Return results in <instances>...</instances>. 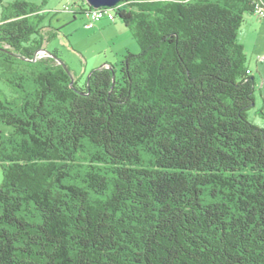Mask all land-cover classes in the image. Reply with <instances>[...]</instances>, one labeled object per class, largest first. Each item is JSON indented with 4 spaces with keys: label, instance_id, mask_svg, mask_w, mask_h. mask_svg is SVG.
Masks as SVG:
<instances>
[{
    "label": "trees",
    "instance_id": "1",
    "mask_svg": "<svg viewBox=\"0 0 264 264\" xmlns=\"http://www.w3.org/2000/svg\"><path fill=\"white\" fill-rule=\"evenodd\" d=\"M255 1L119 2L139 52L71 83L32 62L59 32L39 5L0 0V264H264V126L236 40Z\"/></svg>",
    "mask_w": 264,
    "mask_h": 264
},
{
    "label": "rangeland",
    "instance_id": "2",
    "mask_svg": "<svg viewBox=\"0 0 264 264\" xmlns=\"http://www.w3.org/2000/svg\"><path fill=\"white\" fill-rule=\"evenodd\" d=\"M11 1L13 0H3L2 3L5 5ZM28 1L39 5L41 11L45 13L42 25H46L47 31L55 29L59 31L54 38L45 43L44 48L49 52L55 50L58 63L66 66L72 75L80 77L79 83H83L93 69L100 68V65L109 58L112 60L111 65L116 68V74H119V64L125 52L130 51L136 54L140 50L128 28L117 37H114L115 31L97 34V31L86 26L88 19L86 14L78 13L74 17V11H77L78 7L83 4V0ZM260 21L261 18L256 15L246 13L236 38L244 47L247 68L255 80L254 104L246 113L248 120L257 127L264 126L263 117L260 115L261 111L264 112V60L260 59L264 56V27L260 28ZM114 23H120V19L116 18ZM130 43L134 45L135 50H126ZM118 49H122V54H115ZM37 55V59L47 57L46 52ZM0 89L1 96L15 95L14 88L1 79ZM11 130L10 126L0 123V135L3 136ZM2 177L3 173L0 168V182Z\"/></svg>",
    "mask_w": 264,
    "mask_h": 264
},
{
    "label": "crops",
    "instance_id": "3",
    "mask_svg": "<svg viewBox=\"0 0 264 264\" xmlns=\"http://www.w3.org/2000/svg\"><path fill=\"white\" fill-rule=\"evenodd\" d=\"M261 18V21H260V28L264 27V16L263 17H259ZM122 24L120 23H114V20L111 21L109 20L108 18H102L101 20H98L97 22H95L94 26L90 29H94L95 31H97V34H101L103 32H105L107 34V32H114L115 31V36L114 37H117L118 35H120V33H123L124 30H126V27L123 25L121 26ZM99 31V32H98ZM96 34V35H97ZM112 39V38H111ZM127 49L126 50H135V47L134 45L130 43V45L128 44V47H126ZM122 49H118L117 52H115V54H122ZM111 63H112V60L111 58H109L108 60H106L105 63H102V65H100V67H103L106 68V67H110L111 66ZM74 78H77V79H80V77L78 76H75L73 75Z\"/></svg>",
    "mask_w": 264,
    "mask_h": 264
},
{
    "label": "built area",
    "instance_id": "4",
    "mask_svg": "<svg viewBox=\"0 0 264 264\" xmlns=\"http://www.w3.org/2000/svg\"><path fill=\"white\" fill-rule=\"evenodd\" d=\"M256 2H264V0H256L254 2V9H253V14L256 15L257 17H263L264 13H262L260 10H256ZM88 14V19L86 22V26L92 28L98 20H101L102 18H108L109 20H114L115 14L114 11L111 10H97V8H93L89 10ZM38 53H42L43 51H40ZM45 53V52H44ZM261 60H264V56L260 58Z\"/></svg>",
    "mask_w": 264,
    "mask_h": 264
},
{
    "label": "water",
    "instance_id": "5",
    "mask_svg": "<svg viewBox=\"0 0 264 264\" xmlns=\"http://www.w3.org/2000/svg\"><path fill=\"white\" fill-rule=\"evenodd\" d=\"M89 7L91 8H98V7H101V6H106V7H114L115 5H117L119 2H122L124 0H84ZM40 51H43V52H46V54H48L50 57H54L55 59H57L54 55H52L51 52L49 51H46L45 48H41L39 49L36 54H35V57L32 59V62H35L37 60V57H38V52ZM62 65V64H61ZM63 68L65 69V71L71 76L70 79H71V83L73 81V76L72 74L70 73V71L68 70V68L64 65H62ZM110 68V67H109ZM114 78H116V74L115 72L113 71V74H112V81H114Z\"/></svg>",
    "mask_w": 264,
    "mask_h": 264
},
{
    "label": "bare ground",
    "instance_id": "6",
    "mask_svg": "<svg viewBox=\"0 0 264 264\" xmlns=\"http://www.w3.org/2000/svg\"><path fill=\"white\" fill-rule=\"evenodd\" d=\"M93 9V8H92ZM97 10H113L112 7H106V6H101L98 7ZM256 10H260L262 13H264V2H256Z\"/></svg>",
    "mask_w": 264,
    "mask_h": 264
},
{
    "label": "clouds",
    "instance_id": "7",
    "mask_svg": "<svg viewBox=\"0 0 264 264\" xmlns=\"http://www.w3.org/2000/svg\"><path fill=\"white\" fill-rule=\"evenodd\" d=\"M49 55L47 54V57H48ZM50 57V56H49Z\"/></svg>",
    "mask_w": 264,
    "mask_h": 264
}]
</instances>
